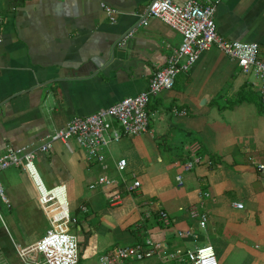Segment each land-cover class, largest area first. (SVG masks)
<instances>
[{"label": "crops", "instance_id": "1", "mask_svg": "<svg viewBox=\"0 0 264 264\" xmlns=\"http://www.w3.org/2000/svg\"><path fill=\"white\" fill-rule=\"evenodd\" d=\"M150 1L0 0V156L9 148H36L72 118L148 87L182 40L157 19L139 23ZM103 4L117 11L115 23ZM215 21L222 38L256 43L264 57V0H220ZM250 80L212 48L173 89L151 99L147 132L116 143L120 158L110 146L104 162L89 161L74 143L68 149L62 142L39 153L35 166L45 187L66 189L80 250L91 246L99 260L120 243L151 240L169 250L212 245L220 264H264V170H258L264 166V106L246 99ZM194 157L199 163L185 171ZM121 159L131 178L119 183L109 173L111 166L118 173ZM100 176L117 183L91 189ZM136 180L140 187L128 191ZM0 181L7 199L0 197V264H33L40 255L23 253L46 235L48 217L24 171L11 167ZM193 207L208 215L205 229L188 214Z\"/></svg>", "mask_w": 264, "mask_h": 264}, {"label": "built area", "instance_id": "2", "mask_svg": "<svg viewBox=\"0 0 264 264\" xmlns=\"http://www.w3.org/2000/svg\"><path fill=\"white\" fill-rule=\"evenodd\" d=\"M219 3L220 0H187L179 5L172 0H151L139 23L147 26L149 19H157L178 33L182 40L172 50L167 65L154 73L148 87L138 95L124 98L94 114L72 118L65 127L48 135L36 148H9L0 156V174L11 167H17L30 177L37 191L39 204L49 220L50 228L46 235L23 253V256L29 253L40 255V259L33 264H78L80 254L79 239L70 228L75 219L69 213L66 189L64 186L51 189L45 187L35 166L39 153L51 152L56 142H62L68 149L74 143L86 153L89 161L104 162L112 144L119 143L123 137H137L147 132L150 121L148 105L151 99L173 89L176 78L188 74L201 55L212 48L222 51L237 64L243 75L251 79L249 83L252 89H255L264 104V57L260 54V47L256 43L227 40L218 34L215 15ZM102 8L110 22L115 23L117 11L104 4ZM197 148V145H192L191 153L194 154ZM198 163L199 159L194 157L184 164V170L189 171ZM126 167V159L116 163L119 173H123ZM258 170H264V166H258ZM176 179L179 184L182 183L180 175ZM116 183L114 179L100 176L90 188L110 187ZM140 185V181L136 180L127 190L133 191ZM205 195L208 196V193ZM0 197L7 203L1 181ZM234 207L242 209L243 204L234 203ZM188 212L191 218L197 219L199 227L205 229L208 215L195 207ZM159 220L166 226L170 223L168 214L164 211L159 212ZM178 235L183 236V233ZM148 259L219 264L212 245H204L195 250H169L162 243L151 240L113 246L99 258L97 264H126Z\"/></svg>", "mask_w": 264, "mask_h": 264}, {"label": "rangeland", "instance_id": "3", "mask_svg": "<svg viewBox=\"0 0 264 264\" xmlns=\"http://www.w3.org/2000/svg\"><path fill=\"white\" fill-rule=\"evenodd\" d=\"M251 94L254 97L255 102L258 101L257 105L264 106V104H262V102H261L260 96L255 91V89H252ZM115 145H117V144H112L111 145V149H114V153H115L116 158H120L121 154L118 153L119 151L117 149V146H115ZM111 169H112V171L109 173L110 174L109 176L111 178L116 179L117 181H119V183H121V178L124 179L125 181H130L131 175L129 173H127V172L119 173L118 171H117L118 173H116V171H114L112 166H111ZM87 193L90 194V195H95L93 192H90V191H87ZM99 199H100L101 202L106 203V200H105L104 196L101 195L99 197ZM70 209L72 210V205H70ZM188 214H189V212H188ZM81 217H82L81 215L78 216V218H81ZM74 225H75V223H73L72 226H70L72 231L75 229ZM72 227H73V229H72ZM123 245H125V244L120 243L117 246H123ZM215 248H216V246H215ZM215 253H216L217 260H218V262L220 264V259H219V256H218V254H219L218 249H215ZM96 258L97 257H96L94 249L91 246L88 247V246H86V244H84L83 247H82V250H80L78 264H96V261L98 260Z\"/></svg>", "mask_w": 264, "mask_h": 264}, {"label": "trees", "instance_id": "4", "mask_svg": "<svg viewBox=\"0 0 264 264\" xmlns=\"http://www.w3.org/2000/svg\"><path fill=\"white\" fill-rule=\"evenodd\" d=\"M253 98V99H252ZM246 99L247 100H252V102H254V103H256V104H258V101L257 102H255V99H254V97L252 96V97H246Z\"/></svg>", "mask_w": 264, "mask_h": 264}]
</instances>
